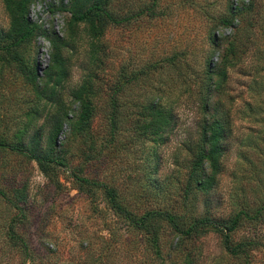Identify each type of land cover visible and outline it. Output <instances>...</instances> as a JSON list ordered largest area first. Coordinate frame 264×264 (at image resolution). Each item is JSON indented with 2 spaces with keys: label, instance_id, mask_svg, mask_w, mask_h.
<instances>
[{
  "label": "rangeland",
  "instance_id": "obj_1",
  "mask_svg": "<svg viewBox=\"0 0 264 264\" xmlns=\"http://www.w3.org/2000/svg\"><path fill=\"white\" fill-rule=\"evenodd\" d=\"M90 3L25 0L36 28L8 53L0 0V264H264V0H102L118 22L100 12L75 22ZM55 48L60 79L46 74ZM211 75H225L221 89L207 90ZM205 95L232 122L213 187L182 196ZM18 141L60 163L39 167L6 147ZM75 176L113 188L134 217L167 210L186 227L246 211L228 239L256 242L233 256L215 227L177 234L156 218L150 233L132 227L102 187Z\"/></svg>",
  "mask_w": 264,
  "mask_h": 264
},
{
  "label": "trees",
  "instance_id": "obj_2",
  "mask_svg": "<svg viewBox=\"0 0 264 264\" xmlns=\"http://www.w3.org/2000/svg\"><path fill=\"white\" fill-rule=\"evenodd\" d=\"M89 1L91 3L85 11H78L72 14V19H74L75 22L90 20L92 15L97 14V12H100L101 17L108 22H118L112 14L102 9V0ZM4 4L5 9H7L10 15V20L9 29L3 39L9 40V44L3 47L2 50L10 53L14 50L16 51V49L23 44V41L25 42L31 36L36 27L27 21L24 9L25 0H4ZM52 58L53 67H50V70H48L46 74L50 75V72H54L56 70L55 75H58V79H60V77L64 74V65L57 48H55V53ZM15 61L21 75L24 74L28 78L29 75H33L19 59ZM211 76H216V78L213 81L209 78L210 83L207 90L216 91L221 89L223 87L225 75ZM206 95L202 99L201 103L203 109L202 112L205 115L198 129V139L194 143H191L188 147L192 156L188 166L186 181L182 189V196H187L188 193H192L194 190L206 192L213 187L215 175L220 166L219 160L225 147V139L227 138L226 136L232 122L228 109L225 108L217 99L213 100L210 106V98ZM84 115L85 113L83 111L80 115V119H84ZM114 119L115 118L112 115L110 118L112 123L114 122ZM59 123V118H57V116H53L52 123H50V127L47 132L48 145L54 144V138L58 131ZM0 146H2V144H0ZM6 147L22 152L26 155V157L33 160L39 167H42L45 162H54L56 164L60 163V160L54 157L49 158L47 151L41 154L37 152L36 146L29 149L26 146H23L20 141L14 144H9ZM75 180L80 182V184L102 187L104 196L110 207L120 213L132 227L138 229L149 227V233L150 231L152 232L151 220L154 218L163 220L177 234H192L205 226L215 227L217 230L221 231L225 249L233 256H237L244 252L243 247L246 246V244H253L256 242L250 239L246 240V242H239L231 245L228 239V233L237 226L239 215L242 214L244 217H247L248 213H246V211H240V213L236 214L228 222L229 224H224L215 221L214 219L212 220L206 216H201L191 218V221L189 220L185 227V225H183L184 223L181 215L178 216L177 214H173L167 210L149 209L141 216L134 217L127 212L123 204L119 202L113 188H109L100 182L89 180V178L83 176H75ZM7 238L9 239L10 245L17 246L22 254H28V245L22 238H20L19 235H9Z\"/></svg>",
  "mask_w": 264,
  "mask_h": 264
}]
</instances>
